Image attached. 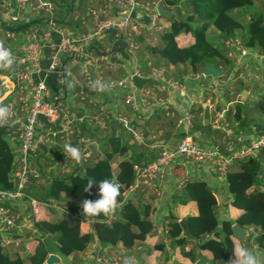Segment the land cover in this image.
Returning <instances> with one entry per match:
<instances>
[{"label":"crops","instance_id":"1","mask_svg":"<svg viewBox=\"0 0 264 264\" xmlns=\"http://www.w3.org/2000/svg\"><path fill=\"white\" fill-rule=\"evenodd\" d=\"M16 1L17 0L0 1V16L3 13L2 10L5 9L7 2H11L12 5H14ZM105 1L106 0H94V6L96 8H100V6L105 3ZM155 1L157 3L161 2L163 7L167 8L161 0ZM53 3L55 6L51 14V20L49 19L50 14L34 12L35 14H33V16L26 21H31L32 19L36 18L39 21L31 26H27L24 30H16L15 27H17V25L14 27V24L11 25L14 28L13 30L4 29L0 26V42L7 45V48L12 53L16 54L20 50L19 48L21 42L25 40L26 32L34 27H39L41 29H52L56 26L63 27L65 29V33L71 36H76L79 32L85 30L86 26L81 22V16L85 13L86 7L89 4L87 0H53ZM40 19H44L46 22H40ZM57 19H64L66 21L62 24H59V22L56 21ZM134 21L141 23L143 21V23H145L147 21V17L142 14H137ZM24 22H21L20 24ZM141 23H139L140 27L142 26ZM167 25L168 22L166 25H163V29H166ZM140 27L139 30H141ZM9 31L13 32V34H8ZM141 32L146 34L147 31L142 29ZM52 37L54 40H56L60 37V34L53 30ZM115 40V37H113L112 34L108 32L100 37V39L97 41V44L90 45L87 43L85 45V47H87V49H89V51H91L93 54H97V52L106 53L109 62L102 60L99 61L98 65L97 62L88 61L84 57V59H82L78 56V58L81 60L79 62V59L74 58L76 54L74 55L71 52L63 55L61 60V69L63 68L65 71H69L68 75L63 74V72L44 73L41 70L33 71V76L35 78L43 80L48 84L50 88L51 99L58 100V102H60L63 107H71L77 112L79 117H81V120L79 121V132L73 136V144L80 146V144L85 141H91L93 153L91 154L89 160L91 159L92 155H95L101 151L100 147L101 143L103 142L102 139H104V137L112 130H115V128L119 129V127H122L121 131L125 135L130 146H135V149L138 150V153L134 154V157H137V159H151L157 155L158 151L160 150L161 143L171 148L174 147L179 139L185 135H188L195 142H198L206 147L217 146L222 151L228 152L239 146L237 136L241 131H251V133H255L264 127V82H262L261 87L258 85V82L257 84L253 83L249 90L250 94H248L246 89L241 86L237 87L235 91L236 93L234 92L239 100H236L234 95L232 99H235V102L239 101L242 103L241 117L239 119H234L233 117L234 124L239 126L235 127V131H233L235 132V135L231 134L230 128H226L225 132L217 134L215 133L216 129L214 130L211 126H209V123L210 121L212 122V120L210 119L211 108L207 106V102H210L212 97L210 95V98L207 99L206 96L202 94L204 91L206 92L208 90L211 92L216 89V86L223 85L222 83L216 82L217 79L219 77H233V71H236L235 69L238 67H242L244 71H258L260 60L256 56H244L242 58V63L238 64V66H236L233 62H231L228 66L222 65V72H220L218 76H211L205 80H201L200 73L192 72L189 65L178 64L172 66L161 60L160 63H162L164 66L166 70L165 74L167 76L177 78L181 81L183 79H189L188 77L191 75L193 76L191 77L190 85L186 86V95H182L183 97L177 98L174 96V94H172L175 89H172L170 91V98L168 100V109L164 108L158 101H155L152 99V96H150L148 97L147 101L138 100V110L133 111L130 105H126L123 102L124 93L122 90L120 88H110L106 84L110 78L124 76L129 70H131L132 66L137 63L133 62V59L128 57V53L130 52L126 51L125 45L123 43L124 40ZM189 40L190 39L188 38L187 41ZM98 42L100 43L99 47ZM260 42L261 44H264V40H261ZM107 44H109L107 50H102V47L105 45L107 46ZM47 46L48 45L45 46V55H47L49 52V48ZM117 56H121L123 61H118V59H115ZM46 63L47 56H45L43 59V64ZM150 63L151 62L149 61L145 69L142 68L145 77H150L148 75V70L150 69V66H152ZM85 71H87L91 77L92 82L90 84ZM10 72L11 67L0 68V90H2L3 93L10 88L2 83V76ZM197 74L198 76H196ZM97 81L104 83L107 87L106 90L101 91L98 88H94V84ZM145 85L154 89L159 95L165 97L164 86L158 79L154 80L150 85H147V83H145ZM16 90L17 89H13L12 87L10 93L6 96V98L3 99L4 101L2 100V104L3 106H8L9 102H13L16 109V115L24 117L25 111L20 110L19 108L20 106L17 99L18 93ZM217 94L219 95V98H214L216 101L218 99L220 100V97H225L224 92ZM224 99H227L228 103L233 101L229 94ZM194 105H196L198 110L196 109L197 111L194 112L195 115H193L192 119V122L194 120V124L192 123L191 127H187L184 123L178 125V119L180 117L175 120L169 111V109H171L178 113L180 111V107L184 109L185 107L191 108ZM128 111L130 112L128 113ZM118 112L125 114L127 113L128 115L126 114V118L129 120L130 124L144 131L145 141L138 142L134 140L131 137V134H129L130 132L126 131V129H123V123L120 121L117 122L118 120L115 119V114ZM196 114L200 115L197 116ZM93 116H97L99 118L104 117L105 122L101 124H95L89 120ZM8 124L11 125L12 129L7 135V138L15 158V153L18 148V135L15 130L18 122H12ZM45 127V121L41 122L38 127L39 132ZM236 128H238L239 132H237ZM251 133L249 134V137L253 135ZM155 143H157L156 146H154ZM61 146L62 140L60 137L53 138L51 142L44 143L42 145L41 150L38 153V157L35 159V163L37 166H39L42 174L45 177H42L39 182H30L29 188L27 190L28 195L39 199V196H41V194L47 189L51 176H67L71 173L80 172L83 170L84 164L86 162L76 163L74 161L70 163L69 169L66 170V172L61 171L59 163L57 162L58 153L62 151ZM184 159H186L185 172L176 175L174 172H172L171 165L177 161H184ZM188 159L189 158L186 156L178 157L171 165L167 167V173L161 182L163 190V195L161 198L157 197L148 187L138 192V194H142L146 201L150 203V218L153 222V231L157 242L163 244L162 251L159 254H156L150 250L152 248L151 244L135 243L133 241L127 240L125 242H120L117 245V248L113 247L116 251V254L121 256V261L124 259L129 263L133 262V264L190 263L189 259L180 253V250L195 249L197 245L195 241L186 240L187 242L182 245H174L172 243L169 225L167 227V233L158 232V228H163L166 221H168L169 224L171 220H179L180 218L187 217L190 213L196 212V205L194 201H189L186 204H180L177 201V192L179 191L180 185L182 184L180 182V176L183 174L186 175L187 180L193 179L196 181V184H193L194 190L200 185L197 182L203 181L207 187H209L214 192L217 200L216 209H218V206L220 207L222 205L227 207V213H225L221 219L227 218L234 220L235 215L240 211L239 207L240 202L242 203V200L238 201L237 204L232 202L234 197H238V195L234 196L228 190L227 183L224 179L226 174L224 176H220L217 172L210 170L206 163H197L199 161L196 162L195 166H192L191 163H193V160ZM15 167L16 161L14 168ZM258 179L260 180L261 185L264 186V171H259ZM27 194L17 201L9 202L12 210L17 215L18 225L13 229H10L8 233L11 236L20 239V243L11 242L7 245H2L0 243V245L2 249L5 250L6 253H8L11 257H16L18 252L21 251L31 239L40 233V231L37 230L34 225V221L36 219L45 218L50 220L54 216V209L51 202H43L40 200L41 205L39 206L38 211H33L28 205ZM218 216L220 218L219 214ZM250 226L246 227L248 228ZM79 230L81 233H83V235L88 237V240L85 242L83 249L77 253L75 262L76 264H94V255L101 251L108 252L109 247L107 244H102L96 239L94 230L91 226V220L81 219L79 223ZM258 231H256L255 234ZM219 232H222V224L220 221L216 228L210 233L206 234L205 237H213ZM164 235L166 237H164ZM252 243H250V248ZM30 245L33 246V243H30ZM253 246H257L258 248L264 250V247L258 246L256 243H254ZM131 247L134 249L138 248L139 252L135 253V251L131 250ZM124 252H127L128 255L125 256V253L124 256H122L121 254ZM48 254L49 252L47 250L46 258ZM204 255L205 250L200 249V255L197 257L196 261L190 264L197 263L201 257H204ZM152 256L155 260H151V263H148V258ZM133 257L137 258L138 261H132ZM257 257L260 259L259 256ZM45 260L43 264H45ZM96 264H100V262H98V257H96Z\"/></svg>","mask_w":264,"mask_h":264},{"label":"trees","instance_id":"2","mask_svg":"<svg viewBox=\"0 0 264 264\" xmlns=\"http://www.w3.org/2000/svg\"><path fill=\"white\" fill-rule=\"evenodd\" d=\"M161 1L167 8L175 9V13L171 16H163L168 20L167 28L160 32L159 42L150 45V53L157 56L158 60L172 66L189 65L192 72L200 73L201 80L211 77L210 74H202L208 65L212 64L222 72V64L227 66L230 64L231 60L225 54L224 47L218 39L219 35L224 38L231 37L240 29L244 45L252 49L263 47L260 41L264 40V10L255 5L256 0ZM180 7L185 9L184 14L179 13ZM37 21H39L37 18L26 21L17 25L15 29L24 30ZM40 22L46 21L40 19ZM142 36H139L141 40ZM148 61V58L144 59L141 64L143 69ZM2 93L3 91L0 90V96ZM172 94L177 98L183 97L176 90ZM191 108L194 111L197 109L196 105ZM241 112L242 103L237 101L234 105V119H239ZM11 129L10 124H0V187L2 188H10L14 185L15 158L7 138ZM121 130L122 127L115 128L102 139L101 151L92 155L84 164L82 171L67 176H51L47 189L39 199L58 204L57 208L53 207V218L50 220L40 218L34 221L40 233L31 239L16 257H11L0 245V264H43L47 255L45 244L47 235H52L61 250L75 262L77 253L83 249L88 240V237L79 230L81 219L91 220L95 237L102 244L117 248L120 242L130 240L135 243L151 244L150 250L156 254L162 251L163 244L157 242L153 231L150 203L138 192L127 196L121 206L115 210V218L109 222L103 214L82 215L81 202L86 198H97L96 184L93 185L91 195L83 191L88 180L97 183L105 178L114 180L122 185L121 192L135 180L137 173L134 163L137 157L135 158L134 154L138 151L135 146H130ZM185 166L186 159L174 162L171 170L179 175L185 172ZM259 171V162L252 155L234 159L227 170L224 179L228 190L234 196L238 195L232 202L237 204L242 200L240 211L235 215L234 220L219 219L214 192L203 181L197 182L200 185L195 190L193 184H196V181L193 179L184 181L180 185L177 201L180 204L194 201L196 205V212L188 214L187 217L191 233L199 237L200 242L195 249L180 250L190 263L196 261L202 249L205 250V255L195 264H227L233 255L234 247L241 245L232 233L233 221L244 226L259 227V231L254 234V241L258 246L264 247V186L258 179ZM219 221L222 224V232L206 238L205 235L214 230ZM169 228L174 245L179 246L187 242L184 238H175L181 232L178 219L171 220ZM30 243H33V246Z\"/></svg>","mask_w":264,"mask_h":264},{"label":"built area","instance_id":"3","mask_svg":"<svg viewBox=\"0 0 264 264\" xmlns=\"http://www.w3.org/2000/svg\"><path fill=\"white\" fill-rule=\"evenodd\" d=\"M87 1L89 4L85 13L81 16V22L86 26L84 31L79 32L76 36H71L65 33L63 27L57 26L52 29L35 27L28 30L19 52L16 54L11 52L14 56L11 72L5 74L6 76H2V83L7 87L11 88L12 82L14 83L13 89H17L19 108L25 111L24 117L17 116L13 102H9L7 107L10 112L7 118L0 122V124L18 122L15 130L18 135V148L15 153L16 167L14 168L15 182L10 188L0 187V243L2 245L11 242L20 243V239L8 233L10 229L18 225L17 215L12 210L9 202L17 201L26 196L30 182H39L43 177L39 166L35 163L42 145L49 143L53 138H61L62 151L58 153L57 162L62 172H66L70 163L74 162L65 153V144H71L81 149V162L83 163L87 162L93 153L91 141H85L80 146L73 144V136L79 132L81 117L71 107H63L58 100L51 99L48 84L35 78L33 71L41 70L44 73L63 72V74L68 75L69 71L61 69V60L63 55L71 52L74 55L84 57L88 61L97 62L98 65L99 61L102 60L109 62L106 53L97 52V54H93L85 47L87 43L90 45L97 44L100 37L108 32L117 39H127L128 52L136 53L139 50V44L135 34H138L140 27L134 21L137 14L147 17V21L143 23L144 28L145 31L152 34L154 40L159 38V34L163 30L159 22L155 0H106L100 8L94 6V0ZM54 6L53 0H17L14 5L7 2L5 9L2 10L0 22L4 23L2 21L8 19L7 24H9L11 21L29 20L35 14L34 12L50 14L49 19L51 20ZM53 30L60 34V37L56 40L52 37ZM8 34H13V32L9 31ZM227 38L221 43L226 48L229 57H239L250 50L241 40ZM3 45L7 48V45L4 43ZM46 45L49 48L47 55H45ZM235 48L238 51H235ZM45 56H47V63L43 64ZM85 73L90 84L92 82L91 77L87 71ZM134 75L144 76L141 65L134 64L124 76L110 78L106 82L110 88H120L125 91L123 102L130 105L133 111L138 110V100L147 101L150 96L168 109V100L172 89L177 90L180 95L187 93L186 86L181 80L167 76L155 66H150L148 75L157 77L163 84L165 97L145 84L140 88L137 87L133 81ZM137 88L140 90L136 91ZM212 105V102H207L208 107L211 108ZM225 111V108H222V110L215 113L214 117V122L220 123L223 120L224 128L229 125V122L223 118ZM170 114L173 115L174 111L170 110ZM115 119L123 123V129L130 131L138 142L144 141V132L132 126L124 113H116ZM192 119L190 108H185L183 117L178 119V125L184 123L187 127H190L193 123ZM89 120L95 124L105 122L104 117L99 118L97 116H93ZM43 121H45L46 127L39 132V124ZM250 133L251 131H241L237 136L239 146L228 152L222 151L217 146L206 147L201 145L188 135L182 136L177 144L171 148L161 143L156 156L151 159L145 158L135 161L134 169L137 173L135 180L121 192L118 197L117 208L121 206L128 195L135 194L147 187L157 197L161 198L163 195L161 182L167 173V167L181 156L206 163L210 170L224 176L234 159L252 155L257 158L260 171H264V127L258 132L251 133L253 135L249 137ZM156 145L157 143L154 144V146ZM186 180V175L180 176L181 183ZM27 199L29 207L33 211H38L41 205L40 199L31 195H28ZM51 204L54 207L58 206L56 203ZM113 218H115V212L106 216V221L109 222ZM168 225V221H166L163 228H158V232L167 233ZM248 229L250 233L253 231L255 234L259 227L250 226ZM164 237L166 236L164 235ZM117 256L110 253L98 257V262L100 264H122Z\"/></svg>","mask_w":264,"mask_h":264},{"label":"rangeland","instance_id":"4","mask_svg":"<svg viewBox=\"0 0 264 264\" xmlns=\"http://www.w3.org/2000/svg\"><path fill=\"white\" fill-rule=\"evenodd\" d=\"M0 1H2V0H0ZM85 4V3H84ZM255 5L259 8H261V9H263L264 10V2H261V0H256L255 1ZM1 7V6H0ZM179 13L180 14H184L185 13V9L182 7H180L179 8ZM163 16H165V15H160L159 14V22L161 23V25H162V29H163V25H166L167 24V22H168V20H167V18L166 17H163ZM0 18H1V16H0ZM44 18V17H43ZM8 20V19H7ZM7 20H1L2 22H4V24H7ZM24 21H26V20H21V21H17V22H15V21H11L10 23H9V25H12V24H14V27L16 26V25H18V24H20L21 22H24ZM2 23L0 22V26L2 27V25H1ZM136 24H139V22H137ZM140 25V24H139ZM141 30L142 29H144L145 30V28H144V24H143V21H142V23H141ZM166 27V26H165ZM4 28V27H3ZM35 28V27H34ZM5 29V28H4ZM33 29V28H32ZM20 30V29H19ZM29 30H31V29H29ZM141 30H138V34H135V38H136V40H137V42H138V47H139V50L136 52V53H128V57L129 58H131V59H133V62H137V63H135V64H139V65H141V64H143V61H144V59H149V61L151 62L150 64L152 65V66H155V67H157L160 71H162L163 73H165V68H164V66L162 65V63H160V59L158 60V58H157V56H155L154 54H152V53H150V45H152V44H155V43H158L159 42V38L158 39H156V40H154L153 38H152V34L151 33H149L148 31L146 32L147 34L145 35V36H142V35H144V32H141ZM103 35H105V34H103ZM139 36H142L143 38H142V40H141V38H139ZM231 39H239V40H241L242 42H243V39H242V31L239 29V30H237V32L234 34V35H232L231 37H230ZM116 40H118L117 38H115ZM218 39H219V41L220 42H223L225 39H228V38H224L222 35H219L218 36ZM115 40V41H116ZM121 40V39H120ZM124 40V45H125V49H126V51L128 52V46H127V39H123ZM244 43V42H243ZM99 42H98V47H99ZM21 46H22V42H21V45H20V48L19 49H21ZM109 46V44H107V46L105 45V46H103L102 47V50H107V47ZM224 47V46H223ZM227 47V46H226ZM228 48V47H227ZM224 51H225V54L227 55V50H226V48L224 47ZM235 51H238V49L237 48H235ZM78 56L79 57H81L82 59H84L82 56H80V55H75L74 56V58L76 59H79L78 58ZM228 56V55H227ZM244 56H256L257 58H259V60H260V66H259V70L258 71H244L243 70V68L241 67H238V68H236L235 70L236 71H233V74H234V76L233 77H219L218 79H217V81L216 82H219V83H222L223 85H218V86H216V89L215 90H213V91H204V92H202V94H204V96H206V98L208 99V98H210V95H211V101L210 102H212L213 103V105H212V107H211V116H210V119L212 120V122L210 121V123H209V126H211L214 130L216 129V132L215 133H219V134H221V133H223V132H225L226 131V128L227 129H229L230 128V132H231V134L232 135H235V132H233V131H235V127H239V126H236V124H234V119H233V111H234V105H235V99L236 100H239L238 98H237V96L234 94V92L236 91V89H237V87H244L245 89H246V91L248 92V94H250V92H249V90H250V88H251V86H252V84L254 83V84H257V82H258V85L261 87L262 86V82H264V44H263V47L262 48H254V49H252V48H250V50H248L246 53H244V55H241V56H239V57H234V58H232V57H229V59L231 60L230 61V63L231 62H233L236 66H238V64H240V63H242V58L244 57ZM115 59H118V61H123V58L121 57V56H117V58H115ZM81 60L79 59V62H80ZM148 61V62H149ZM148 64V63H147ZM222 65H225V64H222ZM211 75V74H210ZM171 76V75H170ZM211 76H213V75H211ZM153 77V76H152ZM191 77H193L192 75L190 76V77H188L189 79H183L182 80V82L185 84V86H187V85H190V80H191ZM156 79H158L157 77H153V79L152 80H150L149 82H147V85H150L154 80H156ZM175 79H177V78H175ZM161 83V82H160ZM214 84V83H213ZM217 85V84H216ZM219 86H223V87H219ZM12 88V87H11ZM222 88V89H221ZM163 89V88H162ZM140 89L139 88H137L136 89V91H139ZM216 90H217V92H216ZM122 92L123 93H125V91L124 90H122ZM223 93L224 92V95H225V97L229 94L230 96H231V99L235 96V99H232L233 101L230 103H228V101H227V99H224L223 97H220V100L218 99L217 101H216V99H214V98H219L218 96V94L217 93ZM14 93V92H13ZM236 93V92H235ZM254 93V92H253ZM216 94H217V96H216ZM121 95H123V94H121ZM186 95V94H185ZM234 95V96H233ZM182 96V95H181ZM209 96V97H208ZM230 100V99H229ZM169 107H170V105H169ZM185 108H188V107H185ZM184 108V109H185ZM222 108H225V113H224V119L225 120H227L228 122H229V125L227 126V127H225V128H223V126H225L224 125V122H223V120L220 122V123H218V122H214V117H215V113L217 112V111H219V110H222ZM184 109H182V107H180V111L177 113V112H174V114H173V117L175 118V120L177 119V118H179V117H183V114H184ZM171 109H169V111H170ZM190 110H191V113H192V116L193 115H195L194 114V112H196L197 110H195L194 111V109L193 108H190ZM126 112V111H125ZM130 111H128V113H129ZM125 114V113H124ZM127 114V113H126ZM125 114V115H126ZM128 115V114H127ZM127 115H126V117H127ZM197 115V114H196ZM198 115H200V114H198ZM197 115V116H198ZM208 116V115H207ZM129 121V120H128ZM117 122H119V121H117ZM116 122V123H117ZM117 124H119V123H117ZM193 124H194V120H193ZM191 127V126H190ZM94 128H96V127H94ZM236 130H237V132H239V130H238V128H236ZM126 131H128V130H126ZM143 131V130H142ZM130 132V131H129ZM144 132V131H143ZM129 134H131V137L134 139V140H136L134 137H133V134L130 132ZM128 134V135H129ZM128 135H126V136H128ZM99 139V138H98ZM230 140H233V139H230ZM137 141V140H136ZM144 141H145V139H144ZM51 142V141H50ZM233 145V144H232ZM231 145V146H232ZM138 151V150H137ZM136 160H140V159H136ZM196 162L197 161H193V163H191L192 164V166H195V164H196ZM197 163H200L201 164V162H197ZM194 164V165H193ZM205 165V164H204ZM45 174H46V172H45ZM45 176L43 175V178H44ZM148 191V190H147ZM127 198V197H126ZM56 205H58V204H56ZM54 207V206H53ZM58 207V206H57ZM56 207V208H57ZM176 208V207H175ZM217 213L220 215V220H221V218H222V216H224L225 215V213H227V207H225V206H218V209H217ZM252 241H253V243H252ZM250 243H252V246H251V248H250ZM255 242H254V232L253 231H251V233H250V235H249V238L247 239V241H246V244H245V246L244 247H247L248 249H250L255 255H257V256H259L260 257V259H261V261H262V264H264V250L263 249H261V248H258L257 246H253V244H254ZM108 252H106V251H101V252H98L96 255H94V258H93V260H94V264H96V257H101V256H104V255H107V254H110V253H112V254H114V255H116L117 256V254H116V251H115V249L112 247V246H110V245H108ZM107 248V247H106ZM138 248H133V247H131V250L132 251H135V253L136 252H139V249L137 250ZM126 253V254H125ZM124 254H125V256H127L128 255V253L127 252H124V253H122V256H124ZM120 260H122L121 259V256H117ZM134 257H136V256H134ZM133 257V259H132V261H138L137 260V258H134ZM151 260L152 261H154L155 259H154V257L152 256V257H150V258H148V263H151ZM121 262H123V264H133V262L132 263H129V262H127L126 260H124L123 259V261H121ZM78 264V263H77Z\"/></svg>","mask_w":264,"mask_h":264},{"label":"clouds","instance_id":"5","mask_svg":"<svg viewBox=\"0 0 264 264\" xmlns=\"http://www.w3.org/2000/svg\"><path fill=\"white\" fill-rule=\"evenodd\" d=\"M13 63V54L0 42V68H10ZM94 88L104 91L107 87L104 83L97 81L94 84ZM9 112L10 109L7 106H3L2 99H0V122H3L7 118ZM64 151L76 163L81 162L82 152L79 147L65 144ZM94 184L98 188L97 198H86L81 202L82 215L99 216L103 214L104 216H108L114 213L118 207V197L121 195L122 185L108 178L102 179L98 183L94 180H88L83 191L91 195ZM227 264H262V261L250 249L239 245L234 247L233 255Z\"/></svg>","mask_w":264,"mask_h":264},{"label":"water","instance_id":"6","mask_svg":"<svg viewBox=\"0 0 264 264\" xmlns=\"http://www.w3.org/2000/svg\"><path fill=\"white\" fill-rule=\"evenodd\" d=\"M156 9L160 15L171 16L175 13V9L165 8V7H163L161 2L156 3ZM56 21L59 23H63L66 20L57 19ZM1 25L5 29H9V30L14 29L13 26L8 25V24L2 23ZM202 73H203V75L211 74L213 76H218L220 74V70L216 66L210 64L203 70ZM3 76H6V75H3ZM150 80H151V77H144V76H139V75L133 76L134 84L139 88L142 87L145 83L149 82ZM13 86H14V83L12 82V87ZM11 89L12 88L7 89L0 96V99L3 100L4 98H6V96L10 93ZM179 223H180V227H181V232L175 237L176 239L184 238L186 240H193L196 243L200 242V238L191 233V230L189 227L188 217L180 218ZM231 230H232L234 237H236L242 245H245V243H246V241L250 235L249 229L244 225H241L239 223L234 222L233 224H231ZM45 244H46V248L49 252V254L45 260V264H58V263H60V264H76L72 260L71 257H69L64 251L61 250V248L59 247L58 243L55 241V239L52 235H47L45 237Z\"/></svg>","mask_w":264,"mask_h":264}]
</instances>
